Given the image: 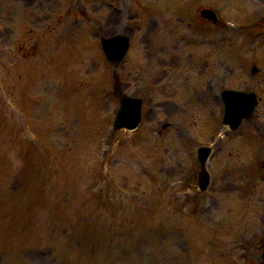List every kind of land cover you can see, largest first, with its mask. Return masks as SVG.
I'll return each mask as SVG.
<instances>
[{"label": "rangeland", "instance_id": "obj_1", "mask_svg": "<svg viewBox=\"0 0 264 264\" xmlns=\"http://www.w3.org/2000/svg\"><path fill=\"white\" fill-rule=\"evenodd\" d=\"M107 1L112 0H0V120L31 143L35 157L23 204L21 187L20 197L0 191V245L6 247L5 253L0 250V264H206L216 252L209 245L232 237L228 226L238 220L218 221L217 208L195 214L194 202L178 199V186L168 187L185 171L181 163L190 166L180 159L176 132L140 146H134L132 139L127 142L130 135L123 131L112 133L117 106L114 96L110 97L112 72L122 75L129 93H148L158 62L147 58L146 52L152 51L145 47L141 49L145 57L134 49L124 66L97 60L99 36L90 33L97 32L98 26L115 29L119 19L106 7ZM117 1L125 14L141 13L143 24L144 11L149 10L152 21L164 29L196 6L215 7L225 21L240 14V4L243 14L262 9L255 0ZM159 44L164 43L159 40ZM170 47L167 43L164 51L172 53ZM189 51L185 48L184 55ZM159 57L161 64L169 58ZM192 74L191 84H195L199 80ZM240 75L234 85L246 80ZM168 112L157 107L150 113V122L159 127L168 119L204 142L206 120L213 123L219 110L214 105L204 109L189 105L179 111V118L168 117ZM254 133L250 127L248 135ZM9 138L6 132L0 133L1 142H10ZM227 144L216 162L222 164L213 170L218 180L213 185H228L227 196L232 197L239 194L235 185L248 179L243 175L250 157L240 144H235L240 153L228 151ZM42 153L57 161L42 167ZM245 157L248 160H241ZM15 185L16 178L11 187ZM15 199L20 201L13 203ZM46 214L55 215L54 221ZM57 215L63 223L73 218L69 224L79 222V227L76 231L63 228ZM47 244L51 247L46 250ZM39 246L44 248L36 251Z\"/></svg>", "mask_w": 264, "mask_h": 264}]
</instances>
